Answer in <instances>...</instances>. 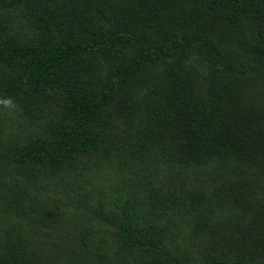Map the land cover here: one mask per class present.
<instances>
[{
    "label": "trees",
    "instance_id": "1",
    "mask_svg": "<svg viewBox=\"0 0 264 264\" xmlns=\"http://www.w3.org/2000/svg\"><path fill=\"white\" fill-rule=\"evenodd\" d=\"M0 264H264V0H0Z\"/></svg>",
    "mask_w": 264,
    "mask_h": 264
},
{
    "label": "clouds",
    "instance_id": "2",
    "mask_svg": "<svg viewBox=\"0 0 264 264\" xmlns=\"http://www.w3.org/2000/svg\"><path fill=\"white\" fill-rule=\"evenodd\" d=\"M3 103H5V105H8V104H10V103H11V101H9V100H6V101H4Z\"/></svg>",
    "mask_w": 264,
    "mask_h": 264
}]
</instances>
